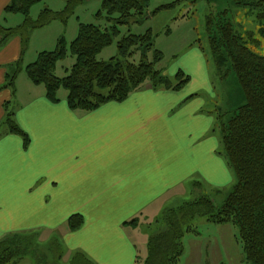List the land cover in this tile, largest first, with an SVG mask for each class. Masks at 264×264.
I'll use <instances>...</instances> for the list:
<instances>
[{"label": "crops", "instance_id": "obj_1", "mask_svg": "<svg viewBox=\"0 0 264 264\" xmlns=\"http://www.w3.org/2000/svg\"><path fill=\"white\" fill-rule=\"evenodd\" d=\"M10 1L0 0V17ZM25 55L18 35L0 46V87ZM189 77L180 89L147 82L88 111L71 108L65 90L51 100L28 75L15 94L3 87L0 124L11 101L28 140L0 130V239L37 232L42 242L61 241L66 263L80 252L92 264H139L146 224L188 200L195 182L222 188L235 179L202 93L209 74ZM73 215L83 217L76 230Z\"/></svg>", "mask_w": 264, "mask_h": 264}, {"label": "trees", "instance_id": "obj_2", "mask_svg": "<svg viewBox=\"0 0 264 264\" xmlns=\"http://www.w3.org/2000/svg\"><path fill=\"white\" fill-rule=\"evenodd\" d=\"M40 1L11 0L8 3L4 9L6 13H22L27 18L17 27H3L0 24V46L6 44L12 36L18 35L25 52L31 31L57 18L65 21L73 7L70 4L59 13L44 10L40 18L33 21L29 17L30 10ZM234 3L250 6L251 12L262 8L258 13L261 21L259 32L264 36V0H234ZM172 5H163L161 9ZM148 6L149 0H104L98 16H102L104 10L113 24L109 28L91 23L80 24L78 36L70 43L76 63L69 74L59 77L54 73L58 62L68 56V43L62 37L54 50L40 51L37 59L26 66L29 79L35 84H43L47 97L53 101L59 99V90L65 88L69 106L84 111L108 101L124 100L146 81L154 88H182L190 80L183 71L176 74L175 83L156 69V63L163 58L162 51H155L154 61L148 59L147 51L154 45L151 31L123 37L118 42V56L108 61L97 58L119 34V25L127 24L134 16L144 15ZM206 29L211 56L218 70L222 72L231 69L235 73L246 99V103L227 119L224 114L218 115L216 123L223 153L237 177V183L220 206L209 195L203 194L167 207L157 218L155 231L151 224L147 225L152 230L148 242L149 253L146 260L139 264H179L185 252L183 238L187 232L198 233L194 227L198 217H205L217 224L236 225L247 264H264V54L253 50L262 41L255 37L254 32L248 31L244 35L238 32L227 10L207 15ZM140 49L143 51L141 60L131 61L130 57ZM9 67L11 71L8 69L6 83L0 90L9 87L15 94L16 79L23 69V59ZM10 72H14L13 75ZM5 111L2 124L10 132L24 136L27 141V134L15 120V109L11 101L5 103ZM194 188L202 189V183L195 182ZM82 223L81 215H73L68 225L71 230H76ZM131 223L136 224L137 220ZM28 257L35 264H92L80 252L75 253L66 263L63 261L61 241L54 238L42 242L37 232L13 233L0 239V264H17Z\"/></svg>", "mask_w": 264, "mask_h": 264}, {"label": "rangeland", "instance_id": "obj_3", "mask_svg": "<svg viewBox=\"0 0 264 264\" xmlns=\"http://www.w3.org/2000/svg\"><path fill=\"white\" fill-rule=\"evenodd\" d=\"M103 1L41 0L34 4L29 14L33 21H37L44 10L59 13L65 11L70 4L73 7L65 21L57 18L30 32L25 49V62H23V69L18 74L20 77L17 78L18 84H21L22 78L27 77L26 66L37 59L39 52L54 50L58 40L62 37L68 43V56L58 62L54 73L59 77L67 76L76 63V56L71 53L70 43L78 36L80 24L91 23L102 28H109L113 24L108 20L104 10L102 16H98L99 11L102 10ZM166 4L173 5L161 9V6ZM261 9H254L251 12L250 6L237 5L234 0H149L145 14L134 16L127 24L119 25V34L114 37L112 44L98 54L97 58L100 61H108L119 55L118 42L123 37L130 34L143 35L151 31L154 45L147 51L148 59L154 61L156 50L163 53L162 60L156 63V69L169 76L175 83L177 82L175 76L180 70L185 75L191 76L192 79L202 71L208 72L210 86L204 87L207 93L202 91L203 95H209L208 108L216 116L224 114L227 119L246 103V99L235 73L231 69H224L220 72L211 56L206 17L210 13L216 14L227 10L238 32L243 35L248 31L254 32L255 37L262 41L261 45L252 48L254 51L264 54V36H261L259 32L261 21L258 13L261 12ZM26 18L27 16L22 13H6L4 11L0 17V24L3 27H17L22 25ZM142 52L141 49L135 51L130 60L139 62ZM199 56L202 63L197 59ZM8 68L11 71V68ZM13 73L10 72V75ZM39 85L41 88H45L43 84ZM62 90L67 92L65 88H61L59 93ZM2 128L8 127L3 125ZM234 178L232 184L222 188H215L208 184L203 189L194 188L195 191L188 192V197L193 199L206 194L214 200L216 205L220 206L237 183L235 174ZM156 220L157 218L152 219L153 231L157 229ZM146 225L142 226L146 227ZM194 227L198 233L187 232L183 238L186 251L179 264H247L239 229L236 225L232 223L217 224L208 221L205 217H198L194 222ZM150 235L151 233H148L147 240L143 245L138 244L139 250L143 251L140 263H143L148 257ZM27 259L30 261H26ZM27 259L17 264H32L29 263L32 258L28 257Z\"/></svg>", "mask_w": 264, "mask_h": 264}]
</instances>
